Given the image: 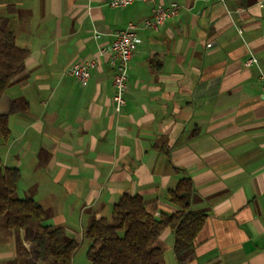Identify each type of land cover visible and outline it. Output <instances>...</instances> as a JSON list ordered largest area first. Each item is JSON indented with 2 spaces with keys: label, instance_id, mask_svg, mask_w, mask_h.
Returning <instances> with one entry per match:
<instances>
[{
  "label": "crops",
  "instance_id": "1",
  "mask_svg": "<svg viewBox=\"0 0 264 264\" xmlns=\"http://www.w3.org/2000/svg\"><path fill=\"white\" fill-rule=\"evenodd\" d=\"M108 1L0 0L27 52L21 79L0 97L9 129L0 160L20 174L16 196L34 199L43 223L80 246L124 194L141 196L155 218L173 213L168 192L185 175L191 209L206 213L185 264H264V0H158L178 14L157 31L137 29L120 112L100 50L152 4ZM250 56L256 64H245ZM93 59L81 85L69 69ZM4 236L0 264L13 263L17 236L30 245L22 232ZM173 244L170 228L153 243L165 264H177Z\"/></svg>",
  "mask_w": 264,
  "mask_h": 264
},
{
  "label": "trees",
  "instance_id": "2",
  "mask_svg": "<svg viewBox=\"0 0 264 264\" xmlns=\"http://www.w3.org/2000/svg\"><path fill=\"white\" fill-rule=\"evenodd\" d=\"M246 5L247 0H235ZM27 52L15 44L8 17L0 16V97L4 91L21 79ZM7 115H0V138L7 140ZM176 172H181L174 168ZM20 174L16 168L3 166L0 160V217H5L8 231L22 232L17 236L19 259L13 264H71L79 244L67 238L59 227L45 225L44 209L31 197L18 198L16 187ZM193 184L183 175L168 192L169 201L176 207L171 214L153 217L145 209L139 195H122L114 203L109 218L94 219L86 228L88 240L86 256L89 264H165L162 250L153 245L164 228L174 234L173 251L177 264L193 254L194 238L206 219L202 210H192L190 196Z\"/></svg>",
  "mask_w": 264,
  "mask_h": 264
},
{
  "label": "built area",
  "instance_id": "3",
  "mask_svg": "<svg viewBox=\"0 0 264 264\" xmlns=\"http://www.w3.org/2000/svg\"><path fill=\"white\" fill-rule=\"evenodd\" d=\"M137 0H109L107 3L112 8L125 7ZM152 4L151 14L149 17L143 19L139 23L129 22L122 29H117L113 32L111 43L102 48L100 52L106 53L108 56V64L112 68V86L114 94L112 100L116 112H120L125 103L124 93L127 88V77L129 61L136 49L137 29H146L150 31H157L163 23L171 17L178 14V5L175 2L168 6L162 5L158 0H141ZM257 59L250 56L245 62L246 65L256 64ZM95 66V60H87L82 63L73 65L69 69L81 85L87 83L89 77V70ZM260 87L262 96H264V73L259 75Z\"/></svg>",
  "mask_w": 264,
  "mask_h": 264
},
{
  "label": "rangeland",
  "instance_id": "4",
  "mask_svg": "<svg viewBox=\"0 0 264 264\" xmlns=\"http://www.w3.org/2000/svg\"><path fill=\"white\" fill-rule=\"evenodd\" d=\"M7 232L8 230L5 224V217L1 216L0 217V240L5 237L4 235ZM87 242L88 240L84 238L82 245H80L78 249L76 250V253H75L76 264H89L87 260V256H86V250L88 248V247L86 248ZM8 264H13V263L9 262Z\"/></svg>",
  "mask_w": 264,
  "mask_h": 264
}]
</instances>
